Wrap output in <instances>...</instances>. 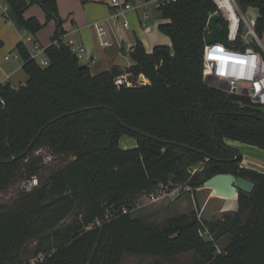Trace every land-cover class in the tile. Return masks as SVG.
<instances>
[{
  "label": "trees",
  "instance_id": "trees-1",
  "mask_svg": "<svg viewBox=\"0 0 264 264\" xmlns=\"http://www.w3.org/2000/svg\"><path fill=\"white\" fill-rule=\"evenodd\" d=\"M5 2L19 30L37 36L55 22L56 31L45 49L48 66L20 43L28 81L17 89L0 85L9 112L0 117V195L17 180L38 178L43 158L35 153L41 148L70 161L43 185L0 206V264H122L126 254L163 264L188 253L195 254L189 264H264V173L242 168L243 157L236 160L238 153L226 144L264 151V107L205 84V35L217 12L212 0L166 4L159 9L166 21L159 30L171 45L148 53L137 41L130 51L134 66L97 76L89 67L80 69L83 64L63 40L57 0ZM35 4L46 14L45 23L25 17ZM238 4L243 12L258 9L261 37L264 0ZM218 23L226 37L221 17ZM124 138L135 139L136 147L125 149ZM220 174L256 185L251 195L239 192L237 211L220 219L205 222L192 212L160 227L132 215L142 193L169 184L197 190ZM70 215L71 223L60 227ZM97 220L102 225L87 230ZM32 240L33 261L24 255Z\"/></svg>",
  "mask_w": 264,
  "mask_h": 264
},
{
  "label": "crops",
  "instance_id": "crops-1",
  "mask_svg": "<svg viewBox=\"0 0 264 264\" xmlns=\"http://www.w3.org/2000/svg\"><path fill=\"white\" fill-rule=\"evenodd\" d=\"M57 1L59 15L64 21V30L66 32L65 39L66 41H73L78 47L84 48L85 52L80 59V62L89 67L93 76L110 71L113 67L128 69L134 66L135 62L130 55V51L137 41L143 43L148 53H151L157 46H165L167 43L168 46L171 45L168 36L164 37L158 28L155 29L152 27V17L147 22L143 21V18L140 15V9H145L146 12L147 9L150 8L145 6V0H122L129 2L132 5L135 4L134 6L137 10L131 11L127 14V18L131 21V27L129 30L125 31L118 30V42L114 41V45L111 48H103L99 45L96 30L94 28V24L103 21L112 12L111 0ZM153 11L152 16L157 19L156 23H158V21H160L159 10L155 9ZM258 16L259 11L256 20L258 19ZM25 17H35L41 23L46 22V14L37 4L29 7L25 13ZM165 22L166 21L164 20V22L159 25L164 24ZM55 31V22L48 23L37 36L19 30L9 17V7L7 3L5 0H0V40L3 44L0 48V85L10 84L12 86H19L21 84H26L28 79L24 80L21 78V74L24 72V62L17 51L18 45L24 43L30 51L34 45H38L39 48L45 50L51 45ZM252 155L254 156L252 157V160L247 159V163L249 162L248 164L253 163L254 165H258L259 162L264 164V161L260 158H264V155L261 152H253ZM248 169L257 172L260 171L250 167ZM196 191V194H201V199H205V202L202 205L199 203L201 214H203L209 199L214 198V196L216 197L217 195L213 190L205 187L199 188ZM233 199L235 200L231 201L226 206H221L220 213L214 212V215H217L214 220L220 219L223 215L230 212L237 211L238 195H235Z\"/></svg>",
  "mask_w": 264,
  "mask_h": 264
},
{
  "label": "built area",
  "instance_id": "built-area-1",
  "mask_svg": "<svg viewBox=\"0 0 264 264\" xmlns=\"http://www.w3.org/2000/svg\"><path fill=\"white\" fill-rule=\"evenodd\" d=\"M177 0H145V6L147 7H154L155 9L159 10L166 4L170 2H176ZM212 2L217 7V12L213 15H217L219 18L221 17L226 25L227 28V35L225 40L227 41L228 45L216 43L213 45H206L205 54L208 50L220 47L223 49L224 53L226 54H239V55H258L259 59L257 61L256 67L252 69L253 77L251 80L242 79L236 80L235 77L229 76L225 74L224 76H220L217 72L219 67V61L216 60H209L205 61L210 67L211 71H207V77L212 76L218 80L219 83L223 82L226 83L232 90V94L238 92V95H243L249 98L250 102L256 106L264 107V102H261V97L264 96V88H257V85L264 80V47L262 46L261 39L256 31V23L251 22L245 13L240 9L238 0H229L232 4V11L236 17V28L233 30L232 28V19L230 18V14L226 9H222L217 6L215 0ZM112 12L110 15L96 24H94V28L96 30L97 38L99 41V45L103 48H111L114 45V41L118 42V30H129L130 29V22L127 18V14L131 11H136L137 8L129 2H121L120 0H111ZM211 15L210 18L213 16ZM151 19L148 14L143 16V21L147 22ZM210 29L208 28V33ZM234 37V38H233ZM65 43L72 49V52L77 55L79 59L82 58L85 50L82 47H78L75 45L73 41H66L65 37H63ZM240 45L241 47H238ZM259 46L260 50H257L256 47ZM251 49V53L248 50ZM30 51V50H29ZM45 50L39 48L38 45H34L32 50L30 51L31 58L36 60L42 67L48 66V60L46 58L38 61V57L41 54H44ZM205 57V56H204ZM231 66L229 65V70ZM246 71L249 69V65H245ZM206 77V78H207ZM124 77H120L118 79L119 84L123 83ZM141 82V81H140ZM145 83V82H141ZM18 86H14L17 89ZM234 91V92H233ZM6 102L4 99L0 98V109L5 108ZM42 150H38L35 155L41 156ZM245 163V161L243 160ZM243 162L241 163V167H246ZM243 164V165H242ZM262 167V166H260ZM264 169V167H262ZM37 183L34 186H31L30 190V182L31 179H25L20 184V191L23 193H30L35 188H37L40 183L38 178ZM184 191H192V189L187 185H160L155 192H152L149 196V200L151 202H158L161 199L170 196L171 194L177 195ZM125 214L127 213L126 210L123 211ZM113 215H106L105 220H111ZM200 217V215H199ZM103 221L97 220L94 224L87 228L90 230L96 226H101ZM42 259V257L40 258Z\"/></svg>",
  "mask_w": 264,
  "mask_h": 264
},
{
  "label": "rangeland",
  "instance_id": "rangeland-1",
  "mask_svg": "<svg viewBox=\"0 0 264 264\" xmlns=\"http://www.w3.org/2000/svg\"><path fill=\"white\" fill-rule=\"evenodd\" d=\"M120 1L126 3V1H122V0ZM153 10H155V8L152 6L148 8L146 12H145V9H140V15L143 18V15L145 13L148 14L153 19L152 27L155 29L156 28L159 29V26H160L159 24L164 22V19L162 17H159L160 21L156 23L157 19L152 16L154 12ZM244 13L247 16V18L251 22L254 23L257 17L258 9L248 8L246 11H244ZM129 22L131 23L130 20ZM162 34L164 37L167 36L164 33ZM260 39H261L262 46L264 47V34L260 37ZM165 46H168V43ZM44 58H45V55L41 54L38 57V61H41ZM21 78H23L24 80H27L28 76L23 72V74H21ZM143 82H145L144 84H149V81L146 78L145 80H143ZM136 144H137L136 140L132 138L131 139L124 138L122 140V146L125 149H133L136 147ZM226 144L238 153L237 157H240V156L243 157V160L246 163L244 164L243 162V164L246 166L243 168L248 169L250 167V168L260 170L261 173L264 172V169L262 168L264 167V164H261L260 162L258 165H254L253 163L248 164L249 162L247 163V159L252 160V157H254L252 155L253 152H257V153L261 152L264 155L263 150L257 147H254V146H250L247 144H243L240 142H234L230 140L229 141L227 140ZM41 150H42L41 156L43 158V168L40 172V175L38 176V180H39L40 185H43L45 182H47L48 178L53 172L64 167L67 163H69L70 159H67L62 156L54 155L51 153V151L48 148H41ZM260 158L262 159V161H264L263 157H260ZM20 184H21V180H17L12 186H10L6 191H4L0 195V206L7 205V204L9 205L17 198V196L20 194ZM191 189L192 191H184V192H181L180 194L177 193V195L171 194L170 196H167L161 199L160 201L154 202V203L149 200V196L151 193H142L141 195L137 197L136 207L133 210L132 215L134 218L139 219L146 226L163 227L167 224V222L170 219L174 217H178L180 215H189L192 212H198V215L200 213V217H202V220L207 222V221H213L217 217V215H214V212L220 213L221 206H226L231 201L235 200L232 197H228L224 195H217L216 197L214 196V198L209 199L203 211V214H201L199 203L202 205L205 202V199H201V194H196L197 191L193 188ZM72 220H73V215H70L66 220L61 222L59 226L60 227L66 226L69 223H71ZM50 233L51 232H48L45 235L49 236ZM225 242L226 240H224L222 244L225 245L226 244ZM36 243L37 241L32 240V241L27 242L25 245L24 255L27 257V259H31V261L34 260L31 254H32L33 249L36 246ZM220 246L223 247L222 245ZM124 256L125 257L123 260V264H152L156 262V258H153V257L129 255V254H126ZM194 256H195L194 253H188V254L180 255L177 258L171 259L170 261L169 260L162 261V263L163 264H189L190 262L193 261ZM38 258L40 259L41 256H39Z\"/></svg>",
  "mask_w": 264,
  "mask_h": 264
},
{
  "label": "water",
  "instance_id": "water-1",
  "mask_svg": "<svg viewBox=\"0 0 264 264\" xmlns=\"http://www.w3.org/2000/svg\"><path fill=\"white\" fill-rule=\"evenodd\" d=\"M219 19L220 18L217 15H213L208 22L210 32L205 35V44L207 46L216 43L228 45L223 36V29L218 23ZM85 68H88V66L82 65L80 69L83 70ZM143 80H145V77L141 76L140 81L143 82ZM205 84L209 87L218 88L225 92L232 93L231 88L226 83H219L218 80L212 76L206 78ZM8 113L9 112L6 108L0 109V117L7 116ZM239 159L240 157L236 158V160ZM199 168H203V165H200ZM190 171L194 172L196 170L191 168ZM204 187L213 190L216 195H224L233 198L235 195H238L239 192H244L249 195L253 194L256 185L243 177L234 176L232 174H220L208 180L204 184Z\"/></svg>",
  "mask_w": 264,
  "mask_h": 264
},
{
  "label": "clouds",
  "instance_id": "clouds-1",
  "mask_svg": "<svg viewBox=\"0 0 264 264\" xmlns=\"http://www.w3.org/2000/svg\"><path fill=\"white\" fill-rule=\"evenodd\" d=\"M215 3L218 7L226 9L228 11V13L230 14V18L233 21L232 28L233 30H235L237 21L235 14L232 11V4L229 2V0H215ZM248 52L251 53V49H249ZM204 59L205 61H219L217 72L220 76H224L225 74H227L229 76L235 77L236 80H251L253 77L252 69L256 67L259 57L256 54L243 56L239 54H226L220 47H215L206 52ZM246 64L249 65V69L247 71L245 69ZM229 65L231 66L230 70ZM205 69L206 71H211V67L207 63H205ZM257 88H264V80H262L261 83L257 85ZM235 94L239 93L236 92ZM260 99L261 102H264V96H262ZM36 183L37 179L36 177H33L30 182L29 190L31 186H34Z\"/></svg>",
  "mask_w": 264,
  "mask_h": 264
}]
</instances>
